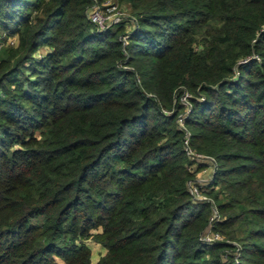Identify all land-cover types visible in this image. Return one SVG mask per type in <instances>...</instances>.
Returning <instances> with one entry per match:
<instances>
[{"label":"trees","instance_id":"obj_1","mask_svg":"<svg viewBox=\"0 0 264 264\" xmlns=\"http://www.w3.org/2000/svg\"><path fill=\"white\" fill-rule=\"evenodd\" d=\"M121 2L0 0V264H264V0Z\"/></svg>","mask_w":264,"mask_h":264},{"label":"built area","instance_id":"obj_2","mask_svg":"<svg viewBox=\"0 0 264 264\" xmlns=\"http://www.w3.org/2000/svg\"><path fill=\"white\" fill-rule=\"evenodd\" d=\"M129 17L130 15L128 14V12L122 6H120L119 3L117 4L109 0H104L102 2L94 0V3L89 13V18L91 22L96 26L99 32H106L110 30L113 25L121 23L124 20H127ZM127 39L128 35H124L122 37V40L125 42L127 41ZM9 40V43H7L8 45L16 44V37ZM7 44L0 42V55ZM184 101L186 105L189 106V102L186 97H184ZM178 121L180 123V126L186 131L183 118H180ZM185 145L186 150L192 159V164L188 167V170L190 172H196V170L199 169V166L205 165V168L196 172V179L190 182L191 194L194 199L211 203L213 207V213L210 218V224L202 234L201 240L203 243L206 244L225 242L226 237L221 233L213 230V224L220 219L217 207L214 201L203 192L213 182L215 173L214 170L216 166L215 159L211 156L199 154L192 150L189 146V139H186ZM235 245H237L238 249L235 253L234 261L235 264H239L241 257L240 247L238 244ZM224 257L226 259L227 255H225Z\"/></svg>","mask_w":264,"mask_h":264},{"label":"rangeland","instance_id":"obj_3","mask_svg":"<svg viewBox=\"0 0 264 264\" xmlns=\"http://www.w3.org/2000/svg\"><path fill=\"white\" fill-rule=\"evenodd\" d=\"M109 1H112V2H114V3H119L120 4V6H123V3L121 2V0H109ZM5 38H7V40H5ZM14 38V36H9L7 33H3V34H0V42H2V43H9V39H13ZM40 53H42V49H41V51H40Z\"/></svg>","mask_w":264,"mask_h":264}]
</instances>
